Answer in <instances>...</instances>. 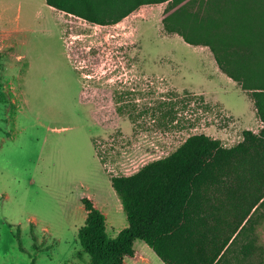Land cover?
I'll return each instance as SVG.
<instances>
[{"label": "rangeland", "instance_id": "obj_1", "mask_svg": "<svg viewBox=\"0 0 264 264\" xmlns=\"http://www.w3.org/2000/svg\"><path fill=\"white\" fill-rule=\"evenodd\" d=\"M166 5L102 26L45 0H0V264H87L83 190L102 199L115 238L129 222L109 198L112 176L133 175L208 127L231 132L227 147L242 141L214 102L246 111L252 101L164 31ZM141 243V264H163ZM227 261L264 264V206Z\"/></svg>", "mask_w": 264, "mask_h": 264}, {"label": "trees", "instance_id": "obj_2", "mask_svg": "<svg viewBox=\"0 0 264 264\" xmlns=\"http://www.w3.org/2000/svg\"><path fill=\"white\" fill-rule=\"evenodd\" d=\"M46 3L102 26L117 24L142 5L166 3L164 31L190 45L208 46L219 68L248 93L263 122L258 133L245 130L232 147L194 134L133 175L112 176L129 222L115 238L108 236L105 214L83 198L87 216L78 237L87 264H125L126 257L135 256L137 240L164 264H227L232 248L264 206V0ZM4 100L1 95L0 102ZM20 229L16 238L21 243ZM252 248L248 243L241 251L249 255Z\"/></svg>", "mask_w": 264, "mask_h": 264}, {"label": "crops", "instance_id": "obj_3", "mask_svg": "<svg viewBox=\"0 0 264 264\" xmlns=\"http://www.w3.org/2000/svg\"><path fill=\"white\" fill-rule=\"evenodd\" d=\"M45 2H46V0H45ZM48 7H49V5H48ZM53 9H55V8H53ZM173 35H177V34H173ZM177 36H179V35H177ZM184 43L188 47L197 49V50H199L201 52L203 59L209 65L210 69L213 71V73H214V75L216 77H218L219 79H222L223 81L229 82L231 85H233V86H235L237 88L238 87L241 88V86L237 82H235L232 78L227 76L219 68V65H218V63H217V61L215 59V56H214L213 52L211 51V49L208 46H193V45H190V44L186 43L185 41H184ZM186 90H188L189 92L194 93L195 95L202 96V98L205 97L206 100L209 102V98H208V96L206 95V93L204 91H202V90H193V89H186ZM241 91L245 92L244 90H242V88H241ZM245 93L247 94L248 98L252 101V99L250 98L248 93L247 92H245ZM214 103L220 104L222 106V111H221L222 112V116H223L222 119H224V118H232V120H234L235 125H237L238 127H242L243 128V132L245 130H251L254 133H258L263 128V122L257 117L256 108L254 106L253 101H252V104H249V108L246 111H243V110H240V109H233V108L228 107V106H226L224 104H221L220 102H214ZM213 128H214V126L213 127H208L206 132H204V134H206L208 136H211L213 138L219 139L225 144H226L225 140L227 139L228 136H232L233 137V135H231V132H228V130H226V129L217 130L215 132L213 130ZM243 132L240 133V135L238 136L239 138L243 137ZM110 184H111V182H110ZM108 193H109V198L113 201V203L116 204V207L120 206V211H122L121 201H120L119 197L117 196L116 192L114 191V189L112 187V184H111V187H110ZM85 197L90 199V200H92L94 202L95 206L98 209H100V210L102 209V207H103L102 204H104L102 199H99L98 197H95L94 195L90 194L88 190H83V192L81 193V200L83 198H85ZM86 214H87V212H86ZM33 222H35V224H37L35 220H33ZM138 245H140V240H137L135 242V246H134L135 247V251H136L135 256L134 257H126L125 264L149 263V259L144 257L143 256L144 254L142 255L143 252L142 251L138 252V249H137ZM141 245H142L141 248L143 249V251L145 249H147L149 252H152V254L156 255L155 252L147 244H142L141 243Z\"/></svg>", "mask_w": 264, "mask_h": 264}, {"label": "bare ground", "instance_id": "obj_4", "mask_svg": "<svg viewBox=\"0 0 264 264\" xmlns=\"http://www.w3.org/2000/svg\"><path fill=\"white\" fill-rule=\"evenodd\" d=\"M50 7V6H49ZM50 8H52V7H50ZM53 9V8H52ZM153 18L155 19V18H157V15L156 14H153Z\"/></svg>", "mask_w": 264, "mask_h": 264}, {"label": "built area", "instance_id": "obj_5", "mask_svg": "<svg viewBox=\"0 0 264 264\" xmlns=\"http://www.w3.org/2000/svg\"><path fill=\"white\" fill-rule=\"evenodd\" d=\"M240 138H242L243 139V137H240ZM224 145V144H223ZM224 146H226L227 147V145L225 144Z\"/></svg>", "mask_w": 264, "mask_h": 264}]
</instances>
